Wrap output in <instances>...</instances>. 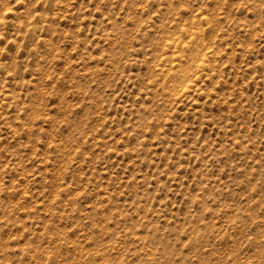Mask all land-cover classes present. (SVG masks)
<instances>
[{
	"label": "rangeland",
	"instance_id": "374dc122",
	"mask_svg": "<svg viewBox=\"0 0 264 264\" xmlns=\"http://www.w3.org/2000/svg\"><path fill=\"white\" fill-rule=\"evenodd\" d=\"M0 264H264V0H0Z\"/></svg>",
	"mask_w": 264,
	"mask_h": 264
},
{
	"label": "snow or ice",
	"instance_id": "6c2138e0",
	"mask_svg": "<svg viewBox=\"0 0 264 264\" xmlns=\"http://www.w3.org/2000/svg\"><path fill=\"white\" fill-rule=\"evenodd\" d=\"M11 9H9V11H10Z\"/></svg>",
	"mask_w": 264,
	"mask_h": 264
}]
</instances>
